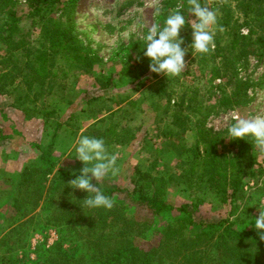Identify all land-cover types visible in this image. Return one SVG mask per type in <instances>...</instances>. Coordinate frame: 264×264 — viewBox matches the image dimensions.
I'll list each match as a JSON object with an SVG mask.
<instances>
[{"label":"rangeland","instance_id":"1","mask_svg":"<svg viewBox=\"0 0 264 264\" xmlns=\"http://www.w3.org/2000/svg\"><path fill=\"white\" fill-rule=\"evenodd\" d=\"M64 1L54 4L48 14L69 28L76 41L82 45V50L97 57L91 69L83 68L73 60L66 47L46 54L47 42L41 37L40 24H34L31 20L26 0H13L11 4L12 10L20 17L19 29L10 39L14 42L9 45L0 41V57L10 54L9 48L16 40L23 46L8 59V67L0 62V74L7 68L21 70L17 73L15 83L0 91V236L6 235L8 243L5 247H11L8 251L12 257L9 262L65 264L63 259L58 260L62 257L61 252L68 250L73 253L72 244L58 241L60 233L55 225L59 224L52 223L50 219V215L57 217L61 211L52 205L47 216L42 213L40 204L44 195L34 203L28 192H25V187L31 190L29 186L23 183L17 187L22 167H40L42 163L40 154L42 156L41 151H45L48 143L45 134L50 129L46 128L43 117V101L52 107L56 101L63 109L60 119H68L78 126L77 129L70 126L61 128L56 144L64 142L67 148L64 153L53 150L56 162L45 185H48L56 169H68L80 174L84 165L76 159L75 148L82 134L102 138L109 153L118 156L116 164L120 171L96 183L117 189L113 193L114 200L121 205L127 204L123 214L130 224L129 234L139 247L149 249L157 246L162 227L188 214L191 221L185 222L183 227L188 234L200 232L207 224L218 223L222 219L232 222L236 229L245 228L258 233L254 220L259 211L264 210V153L256 149L251 137L243 142V169L238 173L242 188L233 201L229 199L223 202L217 192L207 188L208 185L194 187L199 190L191 195V187L182 174H189L191 168L200 170L206 167L207 159L202 155L206 143L200 140L199 133L205 135L210 144L211 137L222 133L218 152L225 155L237 150L240 152L238 143L229 139L228 128L237 117L264 114V47L259 57L248 52L236 63L237 76L254 83L248 89L247 100L238 107L219 109L216 107V98L220 92L216 87L225 85L227 80L226 77H217L216 71L209 67L199 69L194 63L195 51L189 47L192 40L189 23L193 22L194 17L186 10L185 19L188 23L180 34L188 38L181 47H188L189 50L185 56L186 69L178 77L179 82L198 88V98L195 103H189L178 87L167 102L166 98L160 97L161 93L156 88L159 83L166 82L163 74L154 76L147 71L144 84L138 88L127 83L136 67L130 62L135 48L138 51L146 46L143 36L153 23L161 22L165 0H160L158 16L154 14L153 0H75L72 6ZM226 1L234 17H238L241 22L244 11L239 8L241 0H214L212 8L217 16ZM180 4L179 0L177 5ZM262 26L264 32V15ZM214 27L215 36L224 45L230 35L227 33L229 29L225 27V31L218 34ZM240 31L246 34L248 29L242 26ZM216 62H219L218 58ZM34 73L43 83L35 88L32 84L30 98L38 92L37 88L40 95L35 101L29 99L25 105L39 106L40 113L26 115L15 103V88L20 86V89L26 90L24 75L31 77ZM102 75L110 76L114 84H104V80L100 79ZM168 78L172 84L175 82L173 76ZM49 82L54 85L50 91ZM92 97L96 99L88 102ZM155 101L159 104L156 109ZM53 117L59 118L56 113ZM135 167L153 174L155 183L148 187L162 192L163 201L171 206L169 211L155 213L146 205L130 200L128 192L133 186L131 181ZM248 171L254 174L249 175ZM92 182L95 183L94 180ZM15 187L14 197L20 204L19 208L9 205L7 201ZM204 190L208 193H204ZM198 197L201 200H197ZM195 202L197 205L193 206ZM185 204L188 207L182 209ZM234 205L236 209L232 208ZM28 219L31 220L28 222ZM262 247L264 250V241ZM2 249L0 244V252ZM262 262L264 264V259Z\"/></svg>","mask_w":264,"mask_h":264},{"label":"trees","instance_id":"2","mask_svg":"<svg viewBox=\"0 0 264 264\" xmlns=\"http://www.w3.org/2000/svg\"><path fill=\"white\" fill-rule=\"evenodd\" d=\"M61 1L26 0L30 9L28 13L31 16V20L34 24H40L41 37L47 42L46 54L66 47L69 56L73 60L81 64V67L91 69L93 60L97 57L89 51L82 50V45L76 41L69 28L48 14L53 5ZM74 1L65 0L64 2L72 6ZM178 1L165 0L164 10L161 13V15L163 14L160 20L161 26H163L166 17L176 8ZM180 1V5H183L181 9L182 14L186 17V10L189 8L187 0ZM201 2L203 3V0ZM12 3L13 0H0V41L6 42L9 45L11 42H14V40L10 39L13 33L19 29L18 21L20 20V17L12 10ZM263 4L264 0H241L239 8L244 9V11L242 13L243 20L239 22L238 17H234L229 2L226 1L219 16H217L218 24L216 31L218 34H221V32L225 31H223L225 27L229 29L227 32L228 35L230 34L228 41L222 45L218 36H215L214 50H210L207 54L194 53V63L199 69L209 67L210 70L216 71L217 77H226V84H219L216 87L220 92L216 98V107L219 109L241 105L248 98V89L254 85L247 78L237 76L236 63L248 52L253 53L257 57L262 54L261 50L264 47V32H262ZM242 26H246L248 29L246 34L240 31ZM186 40L188 38H184V43ZM12 44L9 48L10 54L0 57V62L3 63L4 67H8V59L13 56L14 51L23 47L18 40ZM136 49L130 61L136 67L133 68L127 83L138 88L144 84V74L150 71L148 67L150 60L143 55L144 51L142 50L144 49L138 51ZM217 58L219 62H216ZM18 71L21 72L20 69L14 71L12 68H7L0 74V91H4L6 86L15 83ZM152 74L154 76L157 75L156 73ZM24 77L27 89L22 90L20 86H16L15 103L26 115L33 112L40 113L39 106L25 104L29 99L31 101L38 99L37 96L40 95L39 88H37L38 92L31 98L29 92L32 84L33 87H38V84L43 83V80L36 73H34V76L27 77L24 75ZM100 79L104 80V84L106 85L110 86L114 84L110 76L102 75ZM164 80L166 82L159 83V86L156 88L161 93L160 97L166 98L167 102L171 100V96L177 91L178 87L182 89L181 91L184 93L182 96L186 97L189 103L196 102L198 88L193 85H186L184 82H179V77H173V80H175L173 84L168 77H164ZM258 82L260 83L261 81ZM49 83L48 90L50 91L54 85L52 82ZM228 86L229 89H227ZM95 99L96 97H92L87 101L90 102ZM41 106L43 107L42 113L46 121V128L50 127V129H47L49 131L45 134V136H48V143L46 144L45 151H41L42 156L40 154L41 166L26 165L22 167L17 187L23 183L29 186L31 190L28 191V187H25V192H28L29 198L34 203H37L44 195V199L40 203L42 213H46L47 215V211H51L52 205L56 210L61 211V214L57 217L50 215V219L52 218V223L59 224L55 225L58 227L60 233L58 241L72 244L73 253L71 254L68 250H64V252H61L63 258L59 257V261L63 259L65 264L263 263V241L260 240L259 234L255 230L236 229L233 227L232 222L228 220L222 219L218 223H209L200 232L188 234L183 230V227L185 222L191 221L190 215L173 219L160 230L161 237L157 246L143 249L133 241L129 234L130 224L123 214V210L127 207V204L121 205L116 199L114 200L113 193L117 190L115 187L109 188L97 184L102 192L114 202L111 209H105L85 206L84 198L88 193L68 186L67 182L79 176V173L71 172L68 169H56L48 185H45L44 182L47 180L48 174L52 171L56 162L53 150L58 149L64 153L67 148V144L64 142H61L59 145L56 144L61 128L70 126L73 129H77L78 126L68 119H60L63 109L60 108L56 101L53 102L54 107L45 104L44 101ZM158 107L159 104L155 101L154 108ZM55 113L59 116L58 119L53 117ZM199 134L200 140L206 143L202 154L207 159L205 162L206 167H202L200 170H193L191 168L189 174L185 172L182 174V177L187 180L188 186L191 187L190 194L198 191V188H201L203 185H208L207 188L213 189L215 193L217 192L223 202L229 199L233 201L237 198V192L242 188L241 177L238 176V173L243 169L242 146L247 137L245 139H234L238 143L240 152H237V150L231 155H225L222 152H218V144L222 142V133H216L217 135L215 134L211 137V144L205 135ZM101 135H103V132H101ZM231 164L234 166H231ZM133 172L134 177L131 181L133 186L128 192L130 200L146 205L155 213L169 211L171 206L165 204L163 201L162 192L148 187V185L151 186L155 183L153 174L143 171L139 167H135ZM248 174L253 175L254 173L248 171ZM140 181L143 182L141 183ZM16 190L17 188L15 187L7 201L9 205L19 208L20 204L14 197ZM229 190L230 192H228ZM203 192L208 193L205 190ZM197 200H201V198L198 197ZM196 205L195 202L193 206ZM187 207L188 205L185 204L182 209H186ZM232 208L236 209L237 206L234 205ZM14 220L17 219L14 218ZM29 220L31 219H28V222ZM73 227L74 231L72 232ZM35 229L37 230V228ZM7 243V236H0V244L3 247L2 252H0V264H12V261L9 262V258L12 257L8 254L11 247L6 248ZM58 244L57 246H59ZM40 254L44 253L40 252Z\"/></svg>","mask_w":264,"mask_h":264},{"label":"clouds","instance_id":"3","mask_svg":"<svg viewBox=\"0 0 264 264\" xmlns=\"http://www.w3.org/2000/svg\"><path fill=\"white\" fill-rule=\"evenodd\" d=\"M214 0H187L188 11L193 22L192 40L189 47L200 54H207L215 47V27L218 24L217 13L212 8ZM155 15H160L161 2L153 0ZM183 5H177L166 17L163 26L153 23L143 36L145 47L143 55L149 58L150 72L163 74L166 77H178L187 66L185 56L188 47H181L184 38L180 35L186 24L182 14ZM188 23V22H187ZM229 139H245L251 137L257 150L264 153V114L253 117H237L228 128ZM78 159L84 165L80 175L69 180L68 186L88 193L84 198L85 206L89 208L113 207V200L106 196L97 186V181L111 175H117L120 168L116 162L118 156L109 153L102 138L81 135L75 148ZM95 181L93 183L92 181ZM254 227L258 231L260 240L264 241V210H260L254 220Z\"/></svg>","mask_w":264,"mask_h":264}]
</instances>
